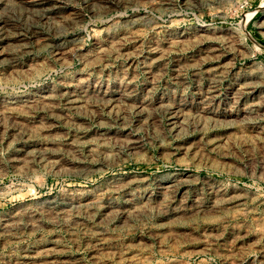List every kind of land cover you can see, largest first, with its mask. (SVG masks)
I'll return each instance as SVG.
<instances>
[{"label":"rangeland","instance_id":"obj_1","mask_svg":"<svg viewBox=\"0 0 264 264\" xmlns=\"http://www.w3.org/2000/svg\"><path fill=\"white\" fill-rule=\"evenodd\" d=\"M264 0H0V264H264Z\"/></svg>","mask_w":264,"mask_h":264},{"label":"bare ground","instance_id":"obj_2","mask_svg":"<svg viewBox=\"0 0 264 264\" xmlns=\"http://www.w3.org/2000/svg\"><path fill=\"white\" fill-rule=\"evenodd\" d=\"M264 131V130H263Z\"/></svg>","mask_w":264,"mask_h":264}]
</instances>
